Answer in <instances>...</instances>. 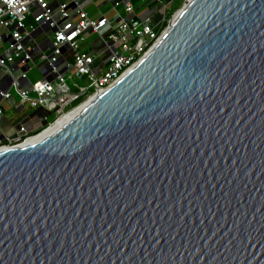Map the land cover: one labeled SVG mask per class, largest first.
Segmentation results:
<instances>
[{
	"label": "water",
	"instance_id": "1",
	"mask_svg": "<svg viewBox=\"0 0 264 264\" xmlns=\"http://www.w3.org/2000/svg\"><path fill=\"white\" fill-rule=\"evenodd\" d=\"M0 264H264V0H189L73 119L0 148Z\"/></svg>",
	"mask_w": 264,
	"mask_h": 264
},
{
	"label": "built area",
	"instance_id": "2",
	"mask_svg": "<svg viewBox=\"0 0 264 264\" xmlns=\"http://www.w3.org/2000/svg\"><path fill=\"white\" fill-rule=\"evenodd\" d=\"M101 1L117 14L114 19L90 18L81 0H0V118L2 103L13 96L18 109L47 114L39 131L30 133L20 124L13 137L0 141V148L22 146L113 86L163 36L166 20L176 9L168 14L173 0H140L157 11L139 18L134 0ZM180 1L184 6L189 0ZM154 16L159 17L156 24ZM133 17L138 25L130 23ZM72 32L76 35L67 39ZM31 64L40 74L35 83L28 78Z\"/></svg>",
	"mask_w": 264,
	"mask_h": 264
},
{
	"label": "crops",
	"instance_id": "3",
	"mask_svg": "<svg viewBox=\"0 0 264 264\" xmlns=\"http://www.w3.org/2000/svg\"><path fill=\"white\" fill-rule=\"evenodd\" d=\"M83 2V9L88 13V16L92 19H96L101 15L114 19L117 14L111 10L110 5L104 3L101 0H81ZM135 5L136 14L135 17H145L150 16V13L153 9H157L154 6L147 4V1H144L143 5L140 3V0L133 1ZM137 7V8H136ZM145 7V12L141 15L137 12L140 8ZM111 11L110 16H107ZM120 17L124 18V13L122 10L117 12ZM108 18V19H109ZM134 18V17H133ZM132 18V19H133ZM18 99L13 96L8 101H4L2 106L4 108V115L0 118V141H4L7 138L13 137L18 125H25L30 133H35L39 131L44 125V118H46V112L41 109L29 110L26 108L18 109ZM27 111H30L28 113Z\"/></svg>",
	"mask_w": 264,
	"mask_h": 264
},
{
	"label": "rangeland",
	"instance_id": "4",
	"mask_svg": "<svg viewBox=\"0 0 264 264\" xmlns=\"http://www.w3.org/2000/svg\"><path fill=\"white\" fill-rule=\"evenodd\" d=\"M180 3H181V1L180 0H173V4H171L170 5V9H169V11H168V14H169V12L170 11H173L175 8V10L171 13V16L172 15H176L180 10H181V8H182V5L181 6H179L180 5ZM179 6V7H178ZM137 8V7H136ZM145 7H143V8H139L138 10H137V12L141 15L142 13H144L145 12ZM119 11V10H118ZM156 11H157V9H153L152 11H151V13H150V15H154L155 13H156ZM111 14H113V13H111V11L108 13V15L107 16H110ZM174 15V16H175ZM109 18V17H108ZM158 16H154L153 17V21L155 22L154 24H156L158 21ZM109 19H111V18H109ZM171 17L170 18H167V20H166V23H165V26L168 28V25L170 24V22H171ZM89 42H93L94 44L96 43L95 42V40H94V38H90L89 39ZM31 67H32V70L29 72V75H28V78H29V80H30V82L31 83H35L38 79H39V76H40V74H39V71H38V66L37 67H34V64H31ZM78 80V79H77ZM82 100V99H81ZM80 100V101H81ZM79 102H77V103H74V104H72L71 106L72 107H74L75 105H77ZM70 106V107H71ZM28 113H30V111H27ZM54 120V116H50L49 118H48V122H52Z\"/></svg>",
	"mask_w": 264,
	"mask_h": 264
},
{
	"label": "bare ground",
	"instance_id": "5",
	"mask_svg": "<svg viewBox=\"0 0 264 264\" xmlns=\"http://www.w3.org/2000/svg\"><path fill=\"white\" fill-rule=\"evenodd\" d=\"M91 100H92V98L90 100L84 102L83 104H81L80 107L73 110V112H70V113L64 115L61 119L58 120V122L55 125L50 127L47 131L43 132L42 134L38 135L37 137H33L31 139H28L23 145L24 146L25 145H32V144L40 141L41 139L48 137L50 134H52L53 132L58 130L60 127H62L64 124H66L71 119H73L86 105L89 104V102Z\"/></svg>",
	"mask_w": 264,
	"mask_h": 264
},
{
	"label": "snow or ice",
	"instance_id": "6",
	"mask_svg": "<svg viewBox=\"0 0 264 264\" xmlns=\"http://www.w3.org/2000/svg\"><path fill=\"white\" fill-rule=\"evenodd\" d=\"M71 27V26H69ZM75 32H72V34L70 36L67 37V39L71 40L74 36H75ZM61 39H63V37H61Z\"/></svg>",
	"mask_w": 264,
	"mask_h": 264
},
{
	"label": "clouds",
	"instance_id": "7",
	"mask_svg": "<svg viewBox=\"0 0 264 264\" xmlns=\"http://www.w3.org/2000/svg\"><path fill=\"white\" fill-rule=\"evenodd\" d=\"M21 11H23V9H21Z\"/></svg>",
	"mask_w": 264,
	"mask_h": 264
}]
</instances>
